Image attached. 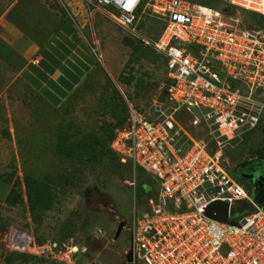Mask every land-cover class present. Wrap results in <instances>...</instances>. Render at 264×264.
<instances>
[{"label":"rangeland","instance_id":"rangeland-1","mask_svg":"<svg viewBox=\"0 0 264 264\" xmlns=\"http://www.w3.org/2000/svg\"><path fill=\"white\" fill-rule=\"evenodd\" d=\"M64 1L69 8L62 0H0V264L34 262L30 254L7 247V234L17 228L27 230L37 243L79 245L82 264H130V221L133 213L148 211L147 200L155 195L158 181L129 159L122 160L119 146L112 144L128 119V104L147 117L155 100L164 110L171 106L161 89L164 61L101 12L89 21L78 0ZM190 1L214 8L224 3ZM231 11L237 19L232 24H263L249 11ZM51 15L72 17L98 61L96 70L57 107L23 82L24 58L7 37L43 44ZM149 19L142 16L147 29L141 31L156 38ZM161 22L156 18L155 23ZM178 122L182 146L188 135L203 134L202 127L191 126L188 114L180 112ZM249 159H264V123L224 149L229 168ZM241 181L256 199L257 189ZM121 222L125 226L116 237Z\"/></svg>","mask_w":264,"mask_h":264},{"label":"built area","instance_id":"built-area-1","mask_svg":"<svg viewBox=\"0 0 264 264\" xmlns=\"http://www.w3.org/2000/svg\"><path fill=\"white\" fill-rule=\"evenodd\" d=\"M78 1L87 20L101 12L165 60L161 89L171 106L164 110L155 100L147 117L128 104L127 123L112 144L122 160L158 181L148 211L130 221L128 263L264 264V200L257 202L223 162L224 149L264 121V25L232 24L237 19L223 7L190 0ZM224 3L264 16V0ZM143 15L162 20L158 37L141 31ZM180 112L203 130L187 134L186 146L178 143ZM215 201L229 208L252 204V210L230 217L235 223L222 222L206 214ZM6 244L30 254L33 264H76L82 251L69 242L37 243L20 228L9 231Z\"/></svg>","mask_w":264,"mask_h":264},{"label":"crops","instance_id":"crops-1","mask_svg":"<svg viewBox=\"0 0 264 264\" xmlns=\"http://www.w3.org/2000/svg\"><path fill=\"white\" fill-rule=\"evenodd\" d=\"M48 20L50 34L43 44L20 36L7 37L24 58L20 71L23 82L47 104L57 107L96 70L98 61L96 52L72 17L60 19L51 15Z\"/></svg>","mask_w":264,"mask_h":264},{"label":"water","instance_id":"water-1","mask_svg":"<svg viewBox=\"0 0 264 264\" xmlns=\"http://www.w3.org/2000/svg\"><path fill=\"white\" fill-rule=\"evenodd\" d=\"M258 168L255 169V175L257 176V179L260 180L261 178H264V175L262 174V171L260 168L258 171H256ZM257 202L262 203L264 200V193L259 194V196L255 199ZM206 214L214 219L220 220L222 222H230L235 223V221H230L229 218L235 216L236 214H242L245 212H250L252 210V204H248L243 208H229L228 205L221 201H215L211 202L206 207ZM125 226V222H121L118 226L116 237L119 235L123 227ZM132 252L129 251L126 255L127 262H130L132 259Z\"/></svg>","mask_w":264,"mask_h":264},{"label":"flooded vegetation","instance_id":"flooded-vegetation-1","mask_svg":"<svg viewBox=\"0 0 264 264\" xmlns=\"http://www.w3.org/2000/svg\"><path fill=\"white\" fill-rule=\"evenodd\" d=\"M262 162H264V159H249L238 166L231 167L230 171L240 180L250 182L257 189L258 193L261 194L264 193V178L258 180L255 175V169L260 168L264 175V164ZM256 185H258V188Z\"/></svg>","mask_w":264,"mask_h":264},{"label":"trees","instance_id":"trees-1","mask_svg":"<svg viewBox=\"0 0 264 264\" xmlns=\"http://www.w3.org/2000/svg\"><path fill=\"white\" fill-rule=\"evenodd\" d=\"M221 7H223V9L224 10H227V14L229 13V15H232V9H234V8H232V7H230V6H226L225 5V3H223L222 5H221ZM250 12V11H249ZM252 15H254V16H257L260 20H261V22L263 23L262 25H264V16H262V15H258V14H256V13H254V12H250ZM156 22V20H153V22L152 23H150V28H153L154 27V29L156 28V34H155V36L154 37H158L159 35H160V33H161V31H162V29H163V24H157V23H155ZM261 24H258L257 26H262ZM150 36V35H149ZM139 42H141L140 40H139ZM141 44H142V42H141ZM143 45V44H142ZM145 48H150L151 50H153L151 47H149V46H145V45H143ZM154 51V50H153ZM155 52V51H154ZM158 54V53H157ZM160 55V54H159ZM161 56V55H160ZM162 57V56H161ZM162 60L164 61V72H165V60H164V58L162 57ZM135 98H136V96H135ZM124 118H122V120H121V122L123 121L124 122ZM126 123H127V119L125 120V122L123 123V125H126ZM261 123H264V121H261L260 122V124ZM260 124L255 128V129H257L259 126H260ZM254 129V130H255ZM253 130H251V131H249L248 133H250V132H252ZM224 153V152H223ZM238 178V177H237ZM239 179V178H238ZM151 192V191H150ZM83 251H80L79 252V258L77 257V259H76V264H82V255H83ZM29 256V255H28ZM27 256V257H28ZM81 256V257H80ZM32 258V260H33V257H31L30 256V259ZM29 259V260H30ZM28 260H26V262H25V264H28Z\"/></svg>","mask_w":264,"mask_h":264}]
</instances>
